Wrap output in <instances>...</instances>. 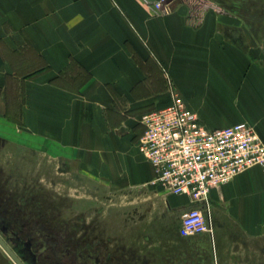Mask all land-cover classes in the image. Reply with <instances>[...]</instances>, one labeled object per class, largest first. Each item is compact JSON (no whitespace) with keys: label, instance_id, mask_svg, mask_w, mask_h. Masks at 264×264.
Returning <instances> with one entry per match:
<instances>
[{"label":"crops","instance_id":"1","mask_svg":"<svg viewBox=\"0 0 264 264\" xmlns=\"http://www.w3.org/2000/svg\"><path fill=\"white\" fill-rule=\"evenodd\" d=\"M157 1L0 0V138L90 180L155 187L168 211L203 209L202 246L167 249L165 264H264L261 166L212 188L207 210L153 183L139 150L141 116L170 102L169 80L204 125L245 121L264 140V23L238 0Z\"/></svg>","mask_w":264,"mask_h":264},{"label":"rangeland","instance_id":"2","mask_svg":"<svg viewBox=\"0 0 264 264\" xmlns=\"http://www.w3.org/2000/svg\"><path fill=\"white\" fill-rule=\"evenodd\" d=\"M229 5L264 23V0ZM164 193L90 180L75 162L0 138V234L27 264H165L167 249L202 246L178 235L187 210L168 211ZM0 264H16L1 245Z\"/></svg>","mask_w":264,"mask_h":264},{"label":"built area","instance_id":"3","mask_svg":"<svg viewBox=\"0 0 264 264\" xmlns=\"http://www.w3.org/2000/svg\"><path fill=\"white\" fill-rule=\"evenodd\" d=\"M167 0H158L164 9ZM170 102L142 114L139 150L153 166V183L172 194H186L210 210L212 188L253 166L264 170V140L248 122L204 125L169 80ZM212 231L203 209L192 207L181 220L182 236Z\"/></svg>","mask_w":264,"mask_h":264},{"label":"water","instance_id":"4","mask_svg":"<svg viewBox=\"0 0 264 264\" xmlns=\"http://www.w3.org/2000/svg\"><path fill=\"white\" fill-rule=\"evenodd\" d=\"M0 245L15 261L16 264H27L10 243L0 234Z\"/></svg>","mask_w":264,"mask_h":264}]
</instances>
